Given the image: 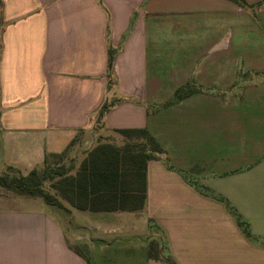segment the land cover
Segmentation results:
<instances>
[{
  "label": "crops",
  "instance_id": "1",
  "mask_svg": "<svg viewBox=\"0 0 264 264\" xmlns=\"http://www.w3.org/2000/svg\"><path fill=\"white\" fill-rule=\"evenodd\" d=\"M246 1L0 0V176L123 129L165 151L139 211L50 214L2 191L0 264H90L140 214L176 264H264V0Z\"/></svg>",
  "mask_w": 264,
  "mask_h": 264
},
{
  "label": "trees",
  "instance_id": "2",
  "mask_svg": "<svg viewBox=\"0 0 264 264\" xmlns=\"http://www.w3.org/2000/svg\"><path fill=\"white\" fill-rule=\"evenodd\" d=\"M230 1L245 9L253 8L246 0ZM196 90L195 86L186 85L176 91L173 101L191 96ZM106 110L108 107L104 106L101 116ZM119 133L126 139L122 147L109 143L98 145L75 174L60 165L62 155H51L46 157L43 168L34 169L26 176L9 168V172L0 176V189L16 197L40 198L64 211L68 210L67 205L79 211H139L146 202L148 163L165 151L146 129H123ZM47 183L51 190L45 187ZM232 213L244 234L251 238L249 224L233 210ZM155 251H150V258L176 264L170 256H164L162 249L159 253Z\"/></svg>",
  "mask_w": 264,
  "mask_h": 264
},
{
  "label": "rangeland",
  "instance_id": "3",
  "mask_svg": "<svg viewBox=\"0 0 264 264\" xmlns=\"http://www.w3.org/2000/svg\"><path fill=\"white\" fill-rule=\"evenodd\" d=\"M122 139L123 140H121V142L119 141V143H113L112 145H115L117 147H122L126 142V139L124 137H122ZM61 155L62 156L59 159L60 165L63 166L65 169H72L70 172L71 174H75L78 171L81 162L88 156V154L87 156L85 155V152L83 154H78L73 152L70 153L69 151ZM53 160L54 158H51V161ZM10 174L13 175L15 173L10 172ZM45 187L51 190L49 183H47ZM2 191L3 190H0V193H3ZM22 199H37L38 201H40V203H42L45 207H47V211L50 214H53L56 211L54 207L48 206L44 202V200L40 198L23 197ZM80 215H82V213ZM129 218L131 219L128 220L122 219V221H124V226L132 225L131 221L134 220L135 227L136 226L139 227L138 233L137 232H134V234L129 233V235H124V239L121 238L118 239L117 241L110 240L109 241L110 250L107 252H103L98 249L95 250L94 252H90L89 255L86 252L90 264H146L150 251L152 250L155 251L156 249L155 252L159 253V251H161V249L165 247L164 236L162 234H159L152 226H150V228H146L147 220L145 218V215L143 214H140V216L129 215ZM135 221L137 223H135ZM149 239L152 240L151 243H148ZM120 245H122L121 248ZM81 250L85 253L83 248H81ZM163 254L164 256H168L166 255L167 251L166 252L164 251Z\"/></svg>",
  "mask_w": 264,
  "mask_h": 264
}]
</instances>
